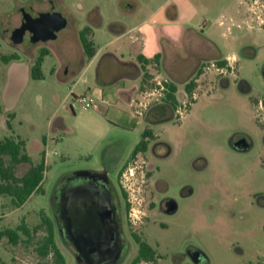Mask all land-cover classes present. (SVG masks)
Segmentation results:
<instances>
[{
    "label": "rangeland",
    "instance_id": "obj_1",
    "mask_svg": "<svg viewBox=\"0 0 264 264\" xmlns=\"http://www.w3.org/2000/svg\"><path fill=\"white\" fill-rule=\"evenodd\" d=\"M122 1L124 4L120 6ZM241 1V6H249L250 10H236L237 0H228L230 10L212 9L204 15L181 10L174 23L167 20L172 17V11L168 10L167 19L163 11L142 29L141 34L146 33L148 37L147 53L164 51L163 42L170 39L181 55L189 45L185 56L189 57L191 52L190 58H186L191 64L194 51L197 60L204 59L197 65L199 73L194 77L197 81L192 94L179 96L170 121L151 122L154 120L152 110L171 108L166 105L169 104L165 101L166 95L159 90V83L169 80L164 72L168 68H159L156 57L152 59L145 81V90L150 95L145 94L139 102L143 105L137 107L143 115L137 126L118 121L114 112L120 108L106 107L94 97L91 98L95 103L89 109H84L79 100L69 99L75 114L66 112L65 108L60 113L66 117L72 132L48 143L50 155L40 192L31 196L21 209L9 198L5 199L6 208L0 207V231L17 230L20 225L31 231L36 227L40 229L32 234L31 241L21 233L18 245L11 244L7 237L2 238L0 264H53L52 256L41 257L37 248L47 236L43 219L57 223L53 200L60 183L69 174L101 170L104 166H108L109 178L118 191L127 194L126 197L123 194L122 201L123 205H130L126 220L128 228L133 226L132 230L143 236L147 227L163 221L170 224L167 230L155 231L164 246L162 249L158 243L156 264H173L171 259L176 250L185 251L189 245L205 254L206 264H264V144L259 143L250 153H237L230 147L236 131L255 135L260 129L259 134L264 135V108L261 105L264 100V0H257L253 6L254 0ZM28 2L0 0V100L3 108L0 140L20 137L28 142L46 136L50 132L48 119L57 108V84L48 70L49 61L42 69L44 79L27 81L19 77L11 83L8 78L10 66L2 59L12 55V51L16 52L3 43V30L10 29L9 24L18 17L17 9ZM126 4H132L131 10H138L137 14L128 15L129 10L124 8ZM66 6L71 9L65 10L69 13L102 10L107 26L109 21L114 22L113 19L141 23L147 13L158 9L160 1L66 0ZM17 21L19 26L20 18ZM101 21L96 20L97 23ZM74 22L86 25L91 18L83 16ZM69 30L64 29L59 37L65 38ZM201 33L211 41L202 43ZM13 44L19 45L20 52L28 56L39 55L48 47L46 44L31 45L28 41ZM72 49L77 54L75 45ZM223 57L230 60L226 61V67L220 68L218 64L224 61ZM92 75L95 76L94 70L90 71ZM72 84L60 93L66 95ZM75 91L79 93V90ZM178 107L182 109L181 115L176 111ZM146 129L154 133L148 141V150L133 158V151ZM50 136L55 137L52 133ZM162 142L171 148L164 159L161 157L166 156L168 149ZM157 143L161 145L156 154L153 148ZM4 159L7 165L10 164L9 157ZM39 162L40 156L33 155V164ZM112 162L116 163L114 168ZM29 167V164L16 165L15 175L23 177ZM163 182L169 187L168 195L177 199L180 205L171 217H162L157 209L151 210L161 197L157 183L162 189L166 187ZM189 189L190 195L182 197V192L188 193ZM129 213L136 214L135 224L129 221ZM55 239L67 264H79L57 228ZM168 243L172 248L165 249ZM136 255L137 247L133 244L123 264H130ZM184 264L195 263L187 260Z\"/></svg>",
    "mask_w": 264,
    "mask_h": 264
},
{
    "label": "crops",
    "instance_id": "obj_2",
    "mask_svg": "<svg viewBox=\"0 0 264 264\" xmlns=\"http://www.w3.org/2000/svg\"><path fill=\"white\" fill-rule=\"evenodd\" d=\"M168 3H160L157 10L147 13L144 21L135 24L113 19L114 22L109 21L108 25L105 26L106 21L102 10L70 12L75 18L89 16L91 22L86 25H75V27L69 28L70 30L65 35V38L58 37L54 41L47 42L46 45L48 47L42 49L47 52L44 56L42 69L49 61L48 70L57 84L55 93V104L57 108L48 119L49 134L40 138L36 137L28 142L23 140L31 163L18 165L29 164L30 167L27 171L29 172L34 166L42 163L44 155L45 161H47L50 155L48 151V143L50 140L58 141L63 134L72 132L67 125L66 117L60 113L62 108H65L66 112L72 115L75 114L73 105L68 103L71 98L78 100L82 96L94 97L99 100L100 104L106 107L108 106L114 109L120 108L114 112V118L118 121H125L136 126L139 125L141 123L140 117H143V115L138 112L137 107L143 105L139 102H141V99H143V96L147 92L145 90V81L148 76L147 74L150 72L151 64L153 63L152 59L156 56L161 57L157 61L159 68L166 66L170 71H166L168 69H165L164 72L168 76L167 79H169L165 81L177 87V100L179 101L181 94L187 93L188 84L192 80H195L196 83L197 80L194 77L199 71L196 68L198 63L204 62V59L197 60V56H195L197 52L194 51V55H192L194 62L191 64V61H187L186 59L190 58L191 52L189 57L185 56V50L189 45H186L181 55V52L176 49V45L170 39L163 42L162 50L164 51H156L151 54L147 53L146 40L148 37L145 35L146 33L141 34L142 29L147 26V23L165 11L164 8ZM17 12L18 17L14 21H11L9 24L10 29L3 30L4 33L1 38L4 44L16 50V52L12 51V54H18L20 56L19 60L6 62L10 66L8 78L11 83H14L19 77L27 81H30V79L33 80L31 69L40 55V53L39 55L35 53L30 56L24 55L20 52L19 45L13 44L11 34L18 26L17 20L20 18L19 11ZM137 12L138 10H129L127 14L134 16ZM171 15L172 17L167 19V14H165L166 19L174 23L173 14ZM100 19H102L101 23H97L96 20ZM85 28L90 29L89 33L91 35L88 38L92 43V57L86 54L81 42V32ZM74 45L77 49V54H74V50L72 49ZM214 45L221 52L220 47L216 44ZM22 55L25 57H22ZM143 58L149 61L151 60V63L145 65L142 61ZM222 59L224 61L230 60L228 57H223ZM183 60L184 62H182ZM112 64L114 67H112ZM91 70H94L95 76H90ZM70 84H72L70 91L66 95H62L60 92L65 91ZM75 90H79V93L76 94ZM124 108L130 109L131 112L128 113ZM50 133L55 135V137L50 136ZM33 155L40 156L41 162L33 164ZM117 164L119 165V163ZM111 166L115 167L116 163L112 162ZM8 198L13 203L12 197L0 194V207L6 208L7 203L5 199Z\"/></svg>",
    "mask_w": 264,
    "mask_h": 264
},
{
    "label": "flooded vegetation",
    "instance_id": "obj_3",
    "mask_svg": "<svg viewBox=\"0 0 264 264\" xmlns=\"http://www.w3.org/2000/svg\"><path fill=\"white\" fill-rule=\"evenodd\" d=\"M159 1L161 4L168 3L170 1L164 8V10L166 12L165 14H167L168 10L172 11L175 21L179 19L181 10H193L200 15H204L212 9L230 10L228 9V4L226 3L228 0ZM213 1L215 5L212 4ZM237 3L238 4L235 6L236 10H250L249 6H241V0H237ZM257 3V0H254L251 4L253 6V4ZM123 4V1L120 2V6H122ZM124 8H126L125 10H131L132 8H134V6L132 4H126V7L124 6ZM17 10H19L20 24L12 31L11 40L14 36V32L23 25L24 14L28 17L29 15H31L33 18H38L41 13L60 12L68 19V28L71 29L76 25V23L74 22V19L76 18L73 19L72 14L65 11L71 10L68 6H66V0H29L26 6H21ZM32 26L34 28H37L39 24L38 22H32ZM201 32H203L202 29ZM60 33H58V37ZM201 36L202 37H200V40H202V43L211 41L208 37L203 36L202 33ZM34 37V33L26 31L23 35V42L28 41L31 45L46 44L42 41L35 42ZM199 45L204 47L203 44ZM248 47L255 52L254 48H251V46ZM261 105L264 108L263 102H261ZM169 106L171 108H168V106H166L164 108L161 107L160 109L158 108L152 110L150 113H152L151 115L153 116L154 120L151 122H153V124H157L165 121H170L173 117L175 109L171 105ZM180 109L181 108L178 107L176 110L179 114L181 111ZM147 115L149 114H146V120ZM259 133H261L260 129L255 135H251L250 133L244 131H236V133L230 140L231 149L237 153L252 152L255 147L259 145V143L264 144V135L261 136ZM239 142L241 143L240 145L237 144ZM247 144L249 145V149H244V145ZM159 145L161 144H155L153 152H156V149L160 147ZM162 146L168 149L166 150L168 152L166 156L161 157L162 159H164L169 156L171 148L167 143L163 142ZM163 185L166 187L160 189L157 183L156 188L159 191L161 197L159 198L156 206L152 205L153 208H151V210L157 209L159 215L162 217H171L178 212L180 205L177 199L168 195L169 187L167 186V183L163 182ZM190 192V189L188 190V193H185V191H183L182 197L189 196ZM123 194H126V192L123 193L121 190L118 191V188L110 180L108 166L102 167L101 170L92 171L90 173L84 172L76 176L75 173L69 174L60 183L53 200L57 226H63L64 224L71 226L73 216H75L77 224L81 226L79 235H83L84 233H86L89 237L94 239L93 244L91 243L86 246L85 243H83V241L80 239L78 240L76 245H73L70 241L62 238L66 246L73 250V252L75 253L77 262L79 264H123L133 244H135L137 247V255L139 254V251L141 250V243L149 245L154 251H156V255L154 260L152 261L142 259L136 264H156L158 262V243H160V248L163 249L164 246L163 242L156 237L155 231L158 229L167 230L171 227L170 224L163 221L158 223V225H155L154 227H147L145 230H143V236L141 232L132 230L133 226L128 228L126 220L128 216V210L130 211V205H123ZM58 198L60 202V212L62 211L63 213H65V216L64 214L62 216L61 213L60 215H58L57 213V210L59 208L57 203ZM129 217V221L135 224V219L137 217L136 214L129 213ZM150 240H153L155 243H152ZM169 248L172 247H170L168 243L166 244L165 249ZM195 252L196 249H194L190 245L185 251L176 250L171 259L172 263L184 264L187 260L192 261V256ZM136 257L130 262V264L135 261Z\"/></svg>",
    "mask_w": 264,
    "mask_h": 264
},
{
    "label": "trees",
    "instance_id": "obj_4",
    "mask_svg": "<svg viewBox=\"0 0 264 264\" xmlns=\"http://www.w3.org/2000/svg\"><path fill=\"white\" fill-rule=\"evenodd\" d=\"M90 32L89 28H85L81 32V42L85 48V52L89 57H92L91 46L92 43L88 38ZM47 54L46 50H41L35 64L31 69V75L34 80L44 79V74L42 72V66L44 61V56ZM161 57L156 56V61ZM3 61L10 62L13 60H19L20 56L18 54H12L10 56H4ZM145 65H149L151 60H142ZM219 67L224 68L227 65L226 61H220ZM169 92L166 93L165 101L169 103L174 109L178 105V100L176 96L177 87L174 84H166ZM195 86V80H192L187 86V93L190 95L193 92V87ZM264 103V100H263ZM2 103L0 100V116L2 114ZM8 126L11 129V124L8 122ZM153 137V131L147 129L142 134V140L136 146L133 151L132 157H135L141 152H145L148 148L149 138ZM5 157L10 158V164H6ZM22 163H31V159L27 155L26 145L20 138L6 137L0 140V194L4 196L12 197L14 205L17 208L23 207L26 202L31 198L33 194L40 192L41 184L44 179V172L46 170L45 155L42 163L34 166L27 174L23 177H17L15 175V166ZM126 196V194H124ZM43 226L47 229V236L43 239L40 246L37 248V252L41 257L52 256L53 264H67L65 256L62 254L60 249L56 244L55 234L56 228L58 229L57 223H54L52 219H43ZM40 228L36 227L33 231L25 225H20L17 230L6 229L0 231V241L2 238L7 237L11 244L18 245L21 241V233L28 237V241L32 240V234L37 233ZM156 251H154L149 245L141 243V250L137 255L135 261L132 264L140 262L142 259L147 261L154 260Z\"/></svg>",
    "mask_w": 264,
    "mask_h": 264
},
{
    "label": "water",
    "instance_id": "obj_5",
    "mask_svg": "<svg viewBox=\"0 0 264 264\" xmlns=\"http://www.w3.org/2000/svg\"><path fill=\"white\" fill-rule=\"evenodd\" d=\"M32 22H38L39 26H37V28H34L32 26ZM67 26L68 19L60 12L41 13L38 18H33L31 15H29L28 17L24 14V23L19 29L14 32L12 41L16 44L23 43V35L26 31H29L35 34V42L42 41L44 43H47L56 40L58 37V33L66 29ZM237 144L240 145L241 143L239 142ZM244 149H249V145H244ZM84 172L90 173L92 171L76 172L75 176ZM57 203L59 207L57 210L58 215H60L61 213L62 216L63 214L65 216V213H63L62 211L60 212L59 198L57 199ZM58 229L61 238L70 241L73 245H76L79 239L82 240L86 246H88V244L94 243V239L89 237L86 233H84L83 235H79L81 226L77 224L75 216H73L71 226L64 224L63 226L60 225ZM192 261L195 264H206L207 258L203 252L196 250V252L192 256Z\"/></svg>",
    "mask_w": 264,
    "mask_h": 264
},
{
    "label": "built area",
    "instance_id": "obj_6",
    "mask_svg": "<svg viewBox=\"0 0 264 264\" xmlns=\"http://www.w3.org/2000/svg\"><path fill=\"white\" fill-rule=\"evenodd\" d=\"M167 83H168L167 81H165L164 84L159 83V86H160L159 90H161L163 92L162 94H164V95H166V93L169 92V90L166 86ZM145 94L147 96L150 95V94H148V92H146ZM78 100L80 101V103L82 104L84 109L91 108L95 103V101L91 97H88V96L79 97ZM180 110H181L180 114H182V109H180ZM130 202H132V201L130 200Z\"/></svg>",
    "mask_w": 264,
    "mask_h": 264
}]
</instances>
